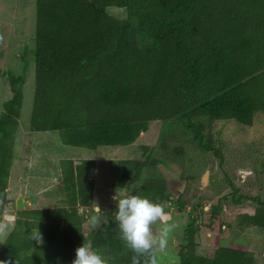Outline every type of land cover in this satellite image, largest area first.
<instances>
[{
	"label": "trees",
	"instance_id": "obj_1",
	"mask_svg": "<svg viewBox=\"0 0 264 264\" xmlns=\"http://www.w3.org/2000/svg\"><path fill=\"white\" fill-rule=\"evenodd\" d=\"M111 7L124 9L125 17L110 13ZM35 40L30 129L59 131L66 145L125 146L152 122L179 118L202 149L222 158L221 148L205 143L200 119L251 126L264 112V0H37ZM24 61L23 74L8 75L0 115V201L7 196L14 159ZM5 73L0 68V76ZM120 163L124 187L140 181L158 159ZM95 165L89 158L63 162L69 205L19 210L0 246V264H71L75 249L87 243L86 219L77 206L91 208L96 182L89 171ZM140 195L167 199V181L144 179ZM243 198L256 206L241 213L239 223L264 229V200L234 190V202ZM221 208L219 201L211 209L216 215ZM197 226L188 224L186 244L171 264H255L243 246L220 245L222 235L214 253L197 254ZM38 230L41 240L33 239ZM90 234L108 264H131L133 253L115 220Z\"/></svg>",
	"mask_w": 264,
	"mask_h": 264
},
{
	"label": "rangeland",
	"instance_id": "obj_2",
	"mask_svg": "<svg viewBox=\"0 0 264 264\" xmlns=\"http://www.w3.org/2000/svg\"><path fill=\"white\" fill-rule=\"evenodd\" d=\"M109 11L117 17L126 15L122 8L111 7ZM36 19L37 0H0V68L6 72L0 76V115L8 97V75L10 72L23 74L24 58L28 63L8 192L0 201V222L7 224L0 234V246L13 230L19 210L68 206L63 162L89 158L96 160L95 167L89 171L96 180L94 200L89 210L77 206L86 219L87 243L92 238L91 231L94 234L102 230L108 220H114L116 202L112 197L116 191L140 195L144 179L164 178L169 197L157 198L155 202L164 207L165 219L178 227L171 234L166 249L158 253L160 264L178 260V252L186 244L190 222L198 225L197 254L214 253L215 242L222 235L220 245L239 244L254 257L255 264H264V229L239 223L240 214L252 211L256 203L247 198H243L241 204L232 200L234 190L238 195L259 196L264 200V112L256 114L251 126L235 120L200 119L205 123V143L212 142L214 147L221 148L222 158L202 149L195 133L179 118L152 122L149 129L129 145L98 149L66 145L59 131L33 132L29 124L36 85L31 52L36 44ZM148 156L158 159V163L146 167L140 181L120 186L124 168L120 161L145 160ZM207 170L208 181L203 186L202 178ZM225 196L227 199H223ZM19 198L23 199L20 209L17 208ZM219 201L222 208L214 215L211 208ZM93 216L99 221L96 226L90 223ZM159 227L158 222L153 225V231L158 232Z\"/></svg>",
	"mask_w": 264,
	"mask_h": 264
},
{
	"label": "clouds",
	"instance_id": "obj_3",
	"mask_svg": "<svg viewBox=\"0 0 264 264\" xmlns=\"http://www.w3.org/2000/svg\"><path fill=\"white\" fill-rule=\"evenodd\" d=\"M112 199L116 202L114 220L118 225L120 239L133 253L131 264H160L158 253L166 249L169 238L178 225L165 219L166 213L161 204L145 196L125 190L116 191ZM96 211H100L98 206ZM98 222L96 216L91 218L93 226ZM158 222L159 230L154 232L153 225ZM6 228V222H0V234ZM33 239H42L39 230L33 235ZM71 264H108V261L89 242L75 249V258Z\"/></svg>",
	"mask_w": 264,
	"mask_h": 264
},
{
	"label": "water",
	"instance_id": "obj_4",
	"mask_svg": "<svg viewBox=\"0 0 264 264\" xmlns=\"http://www.w3.org/2000/svg\"><path fill=\"white\" fill-rule=\"evenodd\" d=\"M208 175H209V170H207V172L203 175L202 178V185L204 186V184L208 181ZM23 206V199L19 198L17 201V208L20 209Z\"/></svg>",
	"mask_w": 264,
	"mask_h": 264
},
{
	"label": "crops",
	"instance_id": "obj_5",
	"mask_svg": "<svg viewBox=\"0 0 264 264\" xmlns=\"http://www.w3.org/2000/svg\"><path fill=\"white\" fill-rule=\"evenodd\" d=\"M95 182H96V180H95ZM96 188V187H95ZM7 235V234H6Z\"/></svg>",
	"mask_w": 264,
	"mask_h": 264
}]
</instances>
